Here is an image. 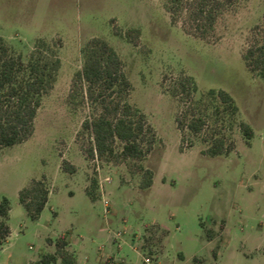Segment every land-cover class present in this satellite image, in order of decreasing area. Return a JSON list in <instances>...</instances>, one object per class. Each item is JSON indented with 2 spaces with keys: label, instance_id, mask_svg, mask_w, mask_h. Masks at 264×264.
Returning <instances> with one entry per match:
<instances>
[{
  "label": "rangeland",
  "instance_id": "374dc122",
  "mask_svg": "<svg viewBox=\"0 0 264 264\" xmlns=\"http://www.w3.org/2000/svg\"><path fill=\"white\" fill-rule=\"evenodd\" d=\"M263 13L264 0H240L202 41L170 24L163 0H0V38L10 52L25 62L42 39L60 61L32 135L0 150V197L9 205L0 264H36L61 236L75 264H104L108 257L130 264H264V82L240 60ZM128 29L139 31L136 46L123 37ZM91 38L104 39L119 56L132 86L128 102L154 133L142 160L85 161L79 150L76 132L87 106L77 89L69 94L70 83L81 67L80 47ZM184 76L194 80L195 98L221 89L233 99L229 153L211 157L206 132L176 128L170 90ZM240 122L252 131L248 145ZM61 161L74 173L63 172ZM143 170L152 174L146 189ZM41 177L47 201L32 221L17 192ZM90 178L97 182L92 192Z\"/></svg>",
  "mask_w": 264,
  "mask_h": 264
},
{
  "label": "trees",
  "instance_id": "16d2710c",
  "mask_svg": "<svg viewBox=\"0 0 264 264\" xmlns=\"http://www.w3.org/2000/svg\"><path fill=\"white\" fill-rule=\"evenodd\" d=\"M239 1L163 0V9L171 25H179L186 35L206 41L214 35L219 17ZM138 35L137 29L123 33L126 42L132 46H136ZM79 53L81 67L73 75L69 94L77 89L80 100L87 106V116L76 132L84 160H142L152 149L154 133L144 114L128 102L132 86L119 56L101 38L86 41ZM240 60L248 72L264 82V13L260 22L250 28ZM59 67L60 61L53 45L42 39L33 43L23 62L20 55L11 53L0 38V150L20 144L32 135L36 112L42 98L51 90ZM197 92L191 77H178L173 82L170 96L177 99L176 128L190 135L206 132L208 155H225L233 148L226 132L235 123L236 105L221 89H208L195 98ZM237 128L248 145L252 137L250 127L240 122ZM81 137L84 140L80 141ZM60 169L67 174L75 171L66 161H61ZM151 179V172L143 170L140 188H149ZM96 186V179L90 178L88 190L92 192ZM89 191L86 195L91 198ZM47 196L44 177L30 180L17 192L18 203L32 221L43 209ZM8 211L7 199L0 197V243L9 235ZM65 240L63 236L59 237L54 244V252L41 256L36 264H75L73 256L64 250ZM193 261L197 262L195 258ZM104 264L130 263L108 257Z\"/></svg>",
  "mask_w": 264,
  "mask_h": 264
},
{
  "label": "built area",
  "instance_id": "2783aa9c",
  "mask_svg": "<svg viewBox=\"0 0 264 264\" xmlns=\"http://www.w3.org/2000/svg\"><path fill=\"white\" fill-rule=\"evenodd\" d=\"M145 262H147V260H144Z\"/></svg>",
  "mask_w": 264,
  "mask_h": 264
},
{
  "label": "crops",
  "instance_id": "0c3cea01",
  "mask_svg": "<svg viewBox=\"0 0 264 264\" xmlns=\"http://www.w3.org/2000/svg\"><path fill=\"white\" fill-rule=\"evenodd\" d=\"M68 246V243H67V245H66V247Z\"/></svg>",
  "mask_w": 264,
  "mask_h": 264
}]
</instances>
